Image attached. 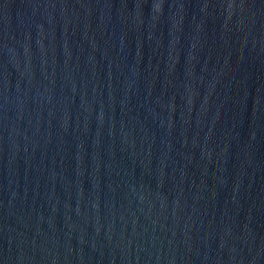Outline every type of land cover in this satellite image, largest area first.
<instances>
[{
  "label": "water",
  "instance_id": "obj_1",
  "mask_svg": "<svg viewBox=\"0 0 264 264\" xmlns=\"http://www.w3.org/2000/svg\"><path fill=\"white\" fill-rule=\"evenodd\" d=\"M0 264H264V0H0Z\"/></svg>",
  "mask_w": 264,
  "mask_h": 264
}]
</instances>
